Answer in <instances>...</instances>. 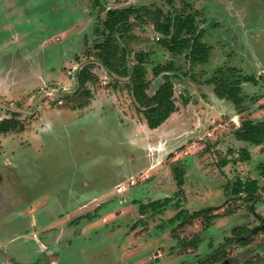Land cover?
Instances as JSON below:
<instances>
[{
  "label": "rangeland",
  "instance_id": "374dc122",
  "mask_svg": "<svg viewBox=\"0 0 264 264\" xmlns=\"http://www.w3.org/2000/svg\"><path fill=\"white\" fill-rule=\"evenodd\" d=\"M143 5L165 12L197 11L203 41L213 47L209 61L191 66L185 54L169 51ZM127 6L137 7L141 16L131 15L132 28L124 39L129 63L148 52L149 93L154 94L164 74L172 76L175 86L178 109L156 129L138 109L129 77L103 67L94 48L104 38L98 30L105 9ZM171 60L175 68L154 75V66ZM90 61L96 79L81 87L75 75ZM219 68L232 79L254 78L242 82L245 111L239 113L228 98L218 102L216 84L204 83ZM84 102L90 106H80ZM244 118L264 119V0H0V122L16 124L0 127V264L41 259L51 264L48 256L42 258L45 252L32 233L45 244H51L54 233L45 239L48 233L35 228L26 214L32 206H52L59 197L65 202L79 188L90 190L88 198L95 192L107 195H97L92 201L97 204L112 202L117 188H128L121 193L128 203L110 215V224L98 220L85 232L75 222L76 211L53 208L56 219L72 225L58 234L57 264H214V257L252 264L262 259L264 229L253 228L259 221L248 211L249 202L228 192L238 178L259 179L264 187V143L253 145L235 136ZM244 147L252 154L248 161L239 158ZM224 159L229 162L220 167ZM178 174L185 180L182 197L176 190ZM166 197L172 200L164 208L143 209V221L135 202H164ZM178 199L187 212L174 218ZM258 200L264 218V188ZM215 205L224 209L213 207L214 212L232 211L225 216L228 224L217 220L208 228L204 218L191 217L194 210ZM6 206V219H1ZM123 211L124 224L121 217L113 219ZM57 223L50 228L57 230ZM239 227L247 228L241 237L234 233ZM194 237L199 246L185 244Z\"/></svg>",
  "mask_w": 264,
  "mask_h": 264
},
{
  "label": "trees",
  "instance_id": "16d2710c",
  "mask_svg": "<svg viewBox=\"0 0 264 264\" xmlns=\"http://www.w3.org/2000/svg\"><path fill=\"white\" fill-rule=\"evenodd\" d=\"M100 3V0H95ZM104 8L103 6H101ZM150 14V19L153 21L155 29L161 35L159 41L174 54H185L186 58L190 62L191 66L200 63H207L211 56L212 45H208L203 41L205 30L198 27L197 23V11L188 13H178L175 11L165 12L159 7L155 10H151L146 6H142V10ZM144 12V13H145ZM139 10L134 6H127L122 8H111L107 10V16L103 20V28L100 33L104 35L102 40H99L94 48L97 53V60L103 67L118 76L129 77L128 83L131 93L138 104V109L146 117L148 126L151 129H156L165 123L169 117L178 109L175 101V86L170 74H164V80L157 88L154 94L149 93L151 81L147 78L146 59L149 55L148 52H139L136 55V62L132 65L129 63V48L124 44V39L127 33L132 28L131 15L135 14V17H140ZM143 19V13H142ZM123 40V41H121ZM95 62H88L87 64L80 66L77 74L75 75L79 86L83 87L88 81H94L96 75L92 72V67L95 66ZM175 68V63L171 60L167 64H157L153 68L155 76L160 75L163 72L171 71ZM236 68H231L230 71H235ZM224 68L218 69V74H215L212 78L204 81L206 84H216L217 93L230 99L236 106L239 113L246 110L243 106L244 96L242 94V82L254 81L252 76H239L236 78H230L225 75ZM87 102L80 104V106L86 105ZM14 121L3 120L0 122L2 129H8L9 126H15ZM12 128V127H11ZM235 136L239 140L249 142L254 145H261L264 143V119L255 120L253 118H244L239 127L235 130ZM251 157V153L248 148H242L240 150V159L248 160ZM228 161L225 160L223 164ZM178 185L184 184V178L181 174H178ZM239 185L255 186L256 181L250 182H237ZM182 188H180L181 190ZM255 188H236V192L254 191ZM159 200V199H158ZM172 198H164L162 200L150 201L146 204L140 203V211L149 208L154 211H158L164 208L171 202ZM138 202V201H136ZM156 204V205H150ZM176 206L179 207V203L176 202ZM212 211L211 207L197 210L191 215L192 218H198L205 216L207 222H211L216 215H210ZM142 214H146L142 212ZM184 215V210H180L174 218H180ZM197 243L196 241H189L185 244Z\"/></svg>",
  "mask_w": 264,
  "mask_h": 264
},
{
  "label": "crops",
  "instance_id": "0c3cea01",
  "mask_svg": "<svg viewBox=\"0 0 264 264\" xmlns=\"http://www.w3.org/2000/svg\"><path fill=\"white\" fill-rule=\"evenodd\" d=\"M217 99H218L217 100L218 102H222L221 98L217 97ZM22 103H23V100H22ZM85 106L89 107L90 105H85ZM18 109L21 110L20 108H18ZM22 112L23 111L21 110V113ZM21 142H22V140H21ZM251 156H252V154H251ZM5 163L10 164L11 160L10 159L5 160ZM124 189L125 188H123V190ZM123 190H122V192L117 191V193H119L120 195L116 194V196L113 197L114 199L112 200V202L105 203V204L93 203L94 202L93 200L97 199V195L100 197L107 196L103 193L101 194L100 192H95V193L91 194L92 197H90V198H88L89 195L88 196H86V195L81 196L80 193H77L75 196L72 195L71 199L66 200L65 202H63V199H60V197H59L57 202H54L53 205L50 207H43L44 206L43 205L42 207L37 208L35 206H32L29 209V211L27 212L26 218H30V215H31L33 217V226H35V228H37V226H40L39 231H42L44 234L48 233L47 235L49 236V235H51V233H54V236H52V241H50L51 244H45V243L43 244V241L39 239V235L37 233H35V231H34V233H32L34 239H37V241H39L41 243V247H42L41 252H45V255L42 258H45L47 260V258L45 256H48L49 257L48 260L51 262V264H57L58 263L59 256L56 252L57 248L55 245L57 242V239L59 238L58 234H60V236H61V234L66 231V229L69 230V226H72V225H66V224H64V222L61 223L60 218L56 219L54 217V214L57 212L56 211L57 209H53V208H59V209L61 208V209H63L62 211H64V212H66L67 210H71V209H72L71 212L76 211L78 217L75 219V222H77L76 223L77 225L82 224L83 229H81V231L85 232V230H87L89 228H93V226H94L93 224H95L96 221H98V220L101 221V223L103 225L104 224H110L111 218H112L111 217L109 219L110 215H113V212H117L119 209H125L126 208L124 205H126V203H128V201L124 197L121 196V193H123ZM158 191H160V190H158ZM185 193H186V189H185ZM83 198L85 200H82ZM86 202H88V203L86 204ZM148 202L146 201L145 203H148ZM115 204H116V209L115 210L111 209V207ZM88 207H90V208H88ZM4 208L5 209L1 211V219H3V218L6 219L7 206ZM22 214H23V211L18 212V215H22ZM65 214L67 215L68 213H65ZM11 215H12V212L9 211V215L7 217H11ZM124 215L125 214L123 211L120 215H116L115 218H113V219L118 221V220H120V217H121L122 219L120 221H123V224H124V219H123ZM145 215L146 214H142V216H141L143 221H144ZM57 222H59V223H57ZM56 223L59 227L57 230H54V228H50V226H52ZM95 225H98V224H95ZM67 226H68V228H67ZM118 227H120V224ZM144 227L145 226L142 224V228H144ZM142 228H140V229L142 230ZM3 253L9 258V254H7L6 250H3ZM135 261L138 262L137 260H135ZM41 262H42V264L46 263V261L44 259L41 260ZM5 264H8V263H5ZM21 264H23V263H21ZM130 264H132V262Z\"/></svg>",
  "mask_w": 264,
  "mask_h": 264
},
{
  "label": "flooded vegetation",
  "instance_id": "af4514ba",
  "mask_svg": "<svg viewBox=\"0 0 264 264\" xmlns=\"http://www.w3.org/2000/svg\"><path fill=\"white\" fill-rule=\"evenodd\" d=\"M108 9H111V8H106L105 10L107 11ZM141 17V16H140ZM101 30V29H100ZM100 30H98V31H100ZM78 33H79V31H78ZM74 36H76L77 34L74 32V34H73ZM72 35V36H73ZM158 36V39L160 38V36L159 35H157ZM159 76V75H158ZM219 96V95H218ZM219 98H221V99H224V98H226V97H223L222 98V96L221 97H219ZM254 145V144H253ZM249 150V149H248ZM250 151V150H249ZM251 153V152H250ZM239 158H240V156H239ZM250 159H251V157H250ZM250 159H248V160H250ZM225 160H227V159H224L223 160V162L225 161ZM242 160V159H241ZM247 160V161H248ZM228 162H229V160H227ZM243 161H246V160H243ZM223 162L220 164V167H224V166H226L227 164H228V162L226 163V164H223ZM264 163H261L260 164V167H261V169H262V173H264ZM259 167V168H260ZM239 181H242L243 183L244 182H250V181H256L257 182V184L255 185V186H248V185H239V184H237V182H239ZM231 185H230V188H228V192H229V194L231 195V197H234V196H242L243 198H245L246 200H247V202H249L248 204H249V212L255 217V218H257V220L259 221V225H257V226H255V227H253V228H255V231H257V230H261V228L262 229H264V218L261 216V214H259V212H258V210H257V208H260V206L262 205L261 204V200H258V196H259V192L264 188L263 186H260V180L259 179H251V180H242V179H240V178H238L236 181H234V182H231L230 183ZM184 185H185V180H184V184L182 185V186H179L178 185V181H177V186H178V189H177V193L179 194V195H181V197L183 196V193H185V189H184ZM180 188H182L181 190H180ZM236 188H255V190L254 191H247V192H236L235 190H236ZM118 189V192H122V190H123V188H117ZM128 190V188H125L124 190H123V192H126ZM88 192H90V190L88 189V188H79L78 189V191L77 192H75V191H70V193H69V197H68V200L69 199H71V196L72 195H76L77 193H80V195L81 196H83V195H86L87 196V194H88ZM230 197V198H231ZM230 200H228V202H229ZM177 203H179V207H177L178 208V211H177V213L180 211V210H184V214L187 212L186 211V209H184V208H182V206H181V202H180V200L178 199L177 201H176ZM175 202V203H176ZM246 202V203H247ZM135 203H138V204H140V203H142V202H135ZM139 207V206H138ZM208 207H211L212 208V211L210 212V215H216L215 216V218L214 219H212V221L211 222H207V220H206V217L205 216H200V217H202V218H204L205 219V221H206V226L209 228L210 226H212L213 224H215L216 222L215 221H217V220H219V224H221V223H223V221L225 220V222L227 223V220H228V218L229 217H227V218H225V216H227V215H231L232 214V211L231 210H224V212H222V213H220V212H214V209H213V207L214 208H221V209H224V205H222V206H207V207H204V208H208ZM226 207V206H225ZM257 207V208H256ZM201 209H203V208H201ZM201 209H198V210H201ZM139 211H140V207H139ZM195 211H197V210H194L193 212H192V214H194V212ZM176 213V214H177ZM191 214V215H192ZM98 215V214H97ZM140 215L142 216V212L140 211ZM181 217H182V215H181ZM180 217V218H181ZM200 217H198V218H200ZM224 219V220H223ZM213 222V223H212ZM218 224V228L219 229H221V225H219ZM228 224V223H227ZM225 227H226V225H224ZM134 227V226H133ZM142 227V226H141ZM67 228H68V226H67ZM253 228H251V229H253ZM238 230H237V232H234V233H236V234H239V237H241L242 236V232H243V230H246L245 228H237ZM251 229H250V231H251ZM223 235H226L225 233L223 234ZM44 236V235H43ZM45 239H48V235L46 236V237H44ZM264 238H261V240H263ZM49 241H52V239L50 240V239H48ZM197 240V243L195 244V243H192V244H190V245H193V246H199V239L198 238H193L192 239V241H196ZM191 241V240H190ZM259 241V240H258ZM50 243V242H49ZM243 243V245H245V246H248L249 245V243H247V240H245V241H243L242 242ZM44 244V243H43ZM190 245H188V246H190ZM226 248V246L224 247V249ZM192 251H196V250H194L193 248H189L188 250H187V252H192ZM264 251V250H263ZM197 252V251H196ZM258 252H260V250H258ZM217 257V256H216ZM263 258L262 259H260V260H256V261H254L252 264H264V255L262 256ZM41 260H43V259H41ZM41 260H39L38 262H34V263H23V264H42V262H41ZM241 260H243V259H241ZM201 261V260H200ZM214 264H232V262H228V259H226V257L225 258H213V260H211ZM199 262V261H198ZM198 262H196V263H198ZM196 263H194V264H196ZM21 264V263H20Z\"/></svg>",
  "mask_w": 264,
  "mask_h": 264
},
{
  "label": "built area",
  "instance_id": "2783aa9c",
  "mask_svg": "<svg viewBox=\"0 0 264 264\" xmlns=\"http://www.w3.org/2000/svg\"><path fill=\"white\" fill-rule=\"evenodd\" d=\"M157 38H158V36H157ZM42 88H43V87H42ZM42 88H41V89H42ZM131 183H135V180H134V179H132V180H131Z\"/></svg>",
  "mask_w": 264,
  "mask_h": 264
}]
</instances>
